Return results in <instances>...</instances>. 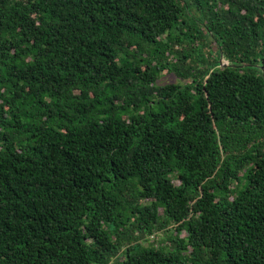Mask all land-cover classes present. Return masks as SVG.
<instances>
[{"label": "trees", "instance_id": "trees-1", "mask_svg": "<svg viewBox=\"0 0 264 264\" xmlns=\"http://www.w3.org/2000/svg\"><path fill=\"white\" fill-rule=\"evenodd\" d=\"M0 264H264V0H0Z\"/></svg>", "mask_w": 264, "mask_h": 264}, {"label": "rangeland", "instance_id": "rangeland-1", "mask_svg": "<svg viewBox=\"0 0 264 264\" xmlns=\"http://www.w3.org/2000/svg\"><path fill=\"white\" fill-rule=\"evenodd\" d=\"M169 81L170 82H175V80H171L168 77H164L163 80H162L163 83H168Z\"/></svg>", "mask_w": 264, "mask_h": 264}]
</instances>
